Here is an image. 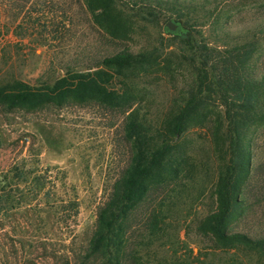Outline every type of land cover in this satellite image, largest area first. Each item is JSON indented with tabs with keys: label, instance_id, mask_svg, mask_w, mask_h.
I'll list each match as a JSON object with an SVG mask.
<instances>
[{
	"label": "rangeland",
	"instance_id": "obj_1",
	"mask_svg": "<svg viewBox=\"0 0 264 264\" xmlns=\"http://www.w3.org/2000/svg\"><path fill=\"white\" fill-rule=\"evenodd\" d=\"M120 1L138 14L127 37L108 34L93 20L84 0H0V84L13 80L51 84L68 71L95 68L103 57L122 49L146 52L153 56L149 65L136 66L127 77L113 79V84L135 108L159 123L195 86V65L200 61L192 56L191 45L170 33L167 22L176 21L183 7L196 6L202 40L221 52L251 37L255 19L264 10V0ZM208 11L212 12L204 15ZM220 13L229 20L228 34L216 24ZM187 20L183 17L182 22ZM210 104L215 110L223 108L218 99ZM126 116L122 109L96 101L10 112L0 106V177H5L0 264H81L99 210L130 162ZM210 124L192 125L181 138L178 154L194 179L189 191L178 195H183L179 212L167 226L165 242L147 251L148 258L174 264L201 260L264 264V254L219 247L198 229L199 221L216 208L218 159ZM262 159L264 148L255 162ZM254 194L253 206L233 229L260 238L264 237V175L255 183ZM136 224L143 225L141 213ZM134 230L132 243L143 233Z\"/></svg>",
	"mask_w": 264,
	"mask_h": 264
},
{
	"label": "trees",
	"instance_id": "obj_2",
	"mask_svg": "<svg viewBox=\"0 0 264 264\" xmlns=\"http://www.w3.org/2000/svg\"><path fill=\"white\" fill-rule=\"evenodd\" d=\"M84 3L93 20L115 37H127L136 23L138 14L131 13L129 6L120 0H84ZM195 7L185 6L180 10L176 22L181 31L170 33L191 45L192 56L200 60L195 65L196 83L187 97L174 103L159 123L152 122L148 112L135 108L113 84V79L127 77L128 71L136 66L149 65L153 56L146 52L122 49L103 57L95 68L68 71L51 84L36 86L23 80L0 84V106L9 112L63 106L69 101H96L127 113L124 129L131 147L130 162L99 210L97 227L81 264L131 261L174 264L167 259L154 262L148 258L147 251L165 242L167 226L179 212L180 197L189 191L190 181L194 179L184 157L178 154L181 138L190 126L207 123H211L218 159L216 208L199 221L198 229L219 247H244L264 254V237L253 238L233 229L253 206L251 200L257 195L255 183L264 175V159L255 162L264 148V10L255 19L257 26L251 37L220 52L202 40L203 34L198 30L200 11ZM221 16L222 13L216 17V24L227 33L229 20ZM183 17L188 19L183 21L185 25ZM215 99L223 106L221 110H215L210 104ZM4 181L5 177H0V203L4 197L1 193ZM140 213L143 225L138 228L136 219ZM134 229L139 232L141 229L143 233L132 243ZM191 264L214 263L201 260Z\"/></svg>",
	"mask_w": 264,
	"mask_h": 264
},
{
	"label": "water",
	"instance_id": "obj_3",
	"mask_svg": "<svg viewBox=\"0 0 264 264\" xmlns=\"http://www.w3.org/2000/svg\"><path fill=\"white\" fill-rule=\"evenodd\" d=\"M166 27L169 31L172 32H179L181 31L179 23H177L175 20H169L166 24Z\"/></svg>",
	"mask_w": 264,
	"mask_h": 264
}]
</instances>
